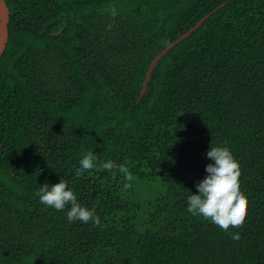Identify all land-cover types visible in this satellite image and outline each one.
Here are the masks:
<instances>
[{
  "label": "trees",
  "instance_id": "1",
  "mask_svg": "<svg viewBox=\"0 0 264 264\" xmlns=\"http://www.w3.org/2000/svg\"><path fill=\"white\" fill-rule=\"evenodd\" d=\"M5 2L0 264H264V0Z\"/></svg>",
  "mask_w": 264,
  "mask_h": 264
},
{
  "label": "water",
  "instance_id": "2",
  "mask_svg": "<svg viewBox=\"0 0 264 264\" xmlns=\"http://www.w3.org/2000/svg\"><path fill=\"white\" fill-rule=\"evenodd\" d=\"M0 9L3 10V13H0V60L6 50L7 47V43L9 40V23H10V10L7 6V3L5 2V0H0ZM208 17H206L205 19H203L202 21H200L197 26L195 28H193L189 33H187L186 35H184L183 37H181L178 41L174 42L173 44H171L169 47H167L153 62L151 69L147 75V80L145 82V86L144 88L146 89L149 79L151 77V74L153 72V70L155 69V67L157 66L158 62L171 50L173 49L176 45H178L182 40L188 38L192 32H194L195 30H197L203 23L204 21L207 19Z\"/></svg>",
  "mask_w": 264,
  "mask_h": 264
},
{
  "label": "bare ground",
  "instance_id": "3",
  "mask_svg": "<svg viewBox=\"0 0 264 264\" xmlns=\"http://www.w3.org/2000/svg\"><path fill=\"white\" fill-rule=\"evenodd\" d=\"M0 13H3V10L2 9H0Z\"/></svg>",
  "mask_w": 264,
  "mask_h": 264
}]
</instances>
